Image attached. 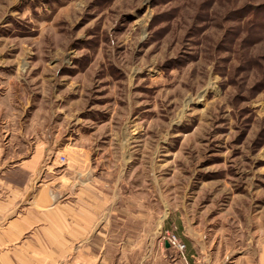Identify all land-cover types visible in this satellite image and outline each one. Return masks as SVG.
<instances>
[{"label": "rangeland", "instance_id": "1", "mask_svg": "<svg viewBox=\"0 0 264 264\" xmlns=\"http://www.w3.org/2000/svg\"><path fill=\"white\" fill-rule=\"evenodd\" d=\"M9 126L3 159L121 167L119 264L264 255V0H0Z\"/></svg>", "mask_w": 264, "mask_h": 264}, {"label": "crops", "instance_id": "2", "mask_svg": "<svg viewBox=\"0 0 264 264\" xmlns=\"http://www.w3.org/2000/svg\"><path fill=\"white\" fill-rule=\"evenodd\" d=\"M14 132L11 126L0 131V138L10 136L0 141V264L123 263L125 254L116 252H123L130 242L115 239L125 237L124 228L113 225L107 202L116 199L104 190V185L120 182L121 167L101 169L94 176L93 164L83 160L64 168L49 165L40 143L29 159H3V151L14 145ZM21 133L16 136L20 140ZM263 261L261 255L259 264Z\"/></svg>", "mask_w": 264, "mask_h": 264}, {"label": "built area", "instance_id": "3", "mask_svg": "<svg viewBox=\"0 0 264 264\" xmlns=\"http://www.w3.org/2000/svg\"><path fill=\"white\" fill-rule=\"evenodd\" d=\"M62 160L65 161V156H62ZM171 244L175 245L178 249L183 250L185 248V244H182L175 235L170 237ZM64 264H88L82 260H74V261H68Z\"/></svg>", "mask_w": 264, "mask_h": 264}, {"label": "water", "instance_id": "4", "mask_svg": "<svg viewBox=\"0 0 264 264\" xmlns=\"http://www.w3.org/2000/svg\"><path fill=\"white\" fill-rule=\"evenodd\" d=\"M167 245H169V243H167Z\"/></svg>", "mask_w": 264, "mask_h": 264}]
</instances>
